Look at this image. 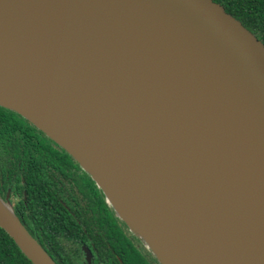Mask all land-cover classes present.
<instances>
[{
	"label": "water",
	"instance_id": "water-1",
	"mask_svg": "<svg viewBox=\"0 0 264 264\" xmlns=\"http://www.w3.org/2000/svg\"><path fill=\"white\" fill-rule=\"evenodd\" d=\"M0 85L160 264H264V41L221 3L0 0ZM0 226L57 264L1 197Z\"/></svg>",
	"mask_w": 264,
	"mask_h": 264
},
{
	"label": "flooded vegetation",
	"instance_id": "flooded-vegetation-1",
	"mask_svg": "<svg viewBox=\"0 0 264 264\" xmlns=\"http://www.w3.org/2000/svg\"><path fill=\"white\" fill-rule=\"evenodd\" d=\"M0 197L57 264H160L74 156L2 105ZM7 234L0 226V264H31Z\"/></svg>",
	"mask_w": 264,
	"mask_h": 264
},
{
	"label": "trees",
	"instance_id": "trees-1",
	"mask_svg": "<svg viewBox=\"0 0 264 264\" xmlns=\"http://www.w3.org/2000/svg\"><path fill=\"white\" fill-rule=\"evenodd\" d=\"M215 1L221 3L228 12L240 19L246 27L252 30L260 39L264 41V0ZM7 237L8 243L12 242L14 247L21 250L17 243H15V241L8 234ZM26 260L33 264L31 259L27 256Z\"/></svg>",
	"mask_w": 264,
	"mask_h": 264
},
{
	"label": "bare ground",
	"instance_id": "bare-ground-1",
	"mask_svg": "<svg viewBox=\"0 0 264 264\" xmlns=\"http://www.w3.org/2000/svg\"><path fill=\"white\" fill-rule=\"evenodd\" d=\"M0 102L4 103V104H11V103H16V104H25L26 100L24 99H20V98H10V93L2 86L0 85ZM46 125L49 128H57V127H53L52 125H50L49 123H46ZM48 128V129H49ZM59 129V128H57ZM111 198L114 201L115 205L117 206V208L119 209V211L121 212V214L127 218L129 220L130 223H132L133 225L137 226L134 222L137 219V215H133L130 212V208L127 207L120 199L117 195H115L114 193H111ZM3 211L5 213V215H7V217H9L11 220H14V217L12 216V214L10 213V211L6 208L3 207ZM166 225H168V223H166ZM140 230V229H139ZM173 243H171L172 245Z\"/></svg>",
	"mask_w": 264,
	"mask_h": 264
}]
</instances>
